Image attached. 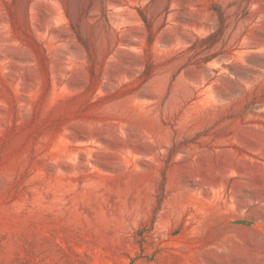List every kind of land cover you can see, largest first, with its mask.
<instances>
[{
    "label": "rangeland",
    "instance_id": "1",
    "mask_svg": "<svg viewBox=\"0 0 264 264\" xmlns=\"http://www.w3.org/2000/svg\"><path fill=\"white\" fill-rule=\"evenodd\" d=\"M0 264H264V0H0Z\"/></svg>",
    "mask_w": 264,
    "mask_h": 264
}]
</instances>
